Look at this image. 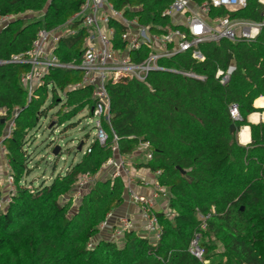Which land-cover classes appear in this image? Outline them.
Returning a JSON list of instances; mask_svg holds the SVG:
<instances>
[{
    "label": "trees",
    "instance_id": "1",
    "mask_svg": "<svg viewBox=\"0 0 264 264\" xmlns=\"http://www.w3.org/2000/svg\"><path fill=\"white\" fill-rule=\"evenodd\" d=\"M84 1L0 0V17L12 18L0 30V61L30 50L41 29L65 27ZM111 1L117 10L137 16L152 30L173 28L171 19L163 15L172 0ZM263 13L260 0H248L246 8L230 16L260 22ZM78 26L76 22L70 28ZM83 38L84 31L79 30L60 41L56 53L62 63L80 64ZM199 49L204 61L185 53L161 64L202 80L152 72L144 82L123 79L109 84L110 120L103 123L109 133L106 144L94 138L78 162L38 187L28 180L33 172L28 148L40 120L58 107L49 128L66 123L70 124L64 132L74 128L71 122L84 110L91 116L93 89L74 88L82 81L79 70L55 69L29 100L21 82L29 67L0 65V109L8 112L6 122L0 121V143L15 185L10 201L0 207V264H203L189 252L196 238L208 264H264V123L248 121L251 114L264 112L254 107L258 98H264V27L254 41L222 40L201 44ZM231 65L236 71L223 85L217 72ZM50 87L52 97L46 106ZM233 106L240 120L228 113ZM16 108L15 128L6 138L7 122ZM242 127L251 131L247 146L238 140ZM111 131L118 137L116 143ZM85 141L77 152H82ZM145 143L149 148L143 155L150 153L151 160L139 168L154 175L159 172L157 180L166 189L168 209L175 216L171 219L156 211L161 228L157 242L136 230L124 232L118 240L97 241L107 216L125 203L126 182L121 175L95 179L72 213L77 182L84 174L96 178L110 159L129 157ZM57 146L48 145L52 152ZM62 153L60 147L54 169ZM67 196L70 200L65 202ZM2 197L0 186V201ZM208 214L203 229L202 217ZM92 241L95 245L89 248Z\"/></svg>",
    "mask_w": 264,
    "mask_h": 264
},
{
    "label": "built area",
    "instance_id": "2",
    "mask_svg": "<svg viewBox=\"0 0 264 264\" xmlns=\"http://www.w3.org/2000/svg\"><path fill=\"white\" fill-rule=\"evenodd\" d=\"M264 5V2L260 0ZM248 0H172L163 15L171 19L172 29L152 30L149 26L141 23L137 16H127L123 11L115 8L111 0H85L80 11L73 15L65 27H59L49 31L41 29L30 50L24 54L13 56L8 61H0V65L20 64L29 67L21 77L28 98L34 97L36 90L45 85L47 75L55 69H71L82 72V81L74 86L76 89L91 87L95 106L91 111L92 122L96 130L95 138L104 145L109 139V133L103 123L110 120V98L107 87L120 80H136L144 82L152 72L181 73L187 77L202 80L203 77L192 73H182L172 68H167L161 63L171 60L180 54L190 53L192 58L204 61V55L199 47L204 43H218L222 40L230 42L254 41L262 27L260 22H253L239 18H232L230 13L238 12L247 7ZM134 12L135 8H130ZM219 10L228 12L226 15H217ZM11 17H0V30L6 27ZM79 22L78 29H71L74 23ZM79 30L84 31L83 56L80 64H64L61 62L56 51L63 38L75 36ZM121 31V32H120ZM120 32V33H119ZM236 71L231 65L226 71L219 70L217 78L221 84H227L232 74ZM19 109L16 108L13 117L7 122L6 138H9L15 128V118ZM234 120H240L237 106L229 110ZM8 112L0 109V121L6 122ZM115 143L118 140L113 132ZM140 148L146 150L149 144H141ZM5 148L0 143V151L5 160L4 175L0 173V186L3 197L0 207H5L15 192L14 177L10 173V167L5 159ZM117 152V146L113 147ZM145 162L151 160V154L144 155ZM120 160V159H119ZM115 160L110 159L104 168L114 166ZM116 170L111 174L114 178L119 176L123 168L122 160L116 165ZM150 184L152 193L150 196L132 194L131 201L139 206L142 226L137 229L127 217L115 219L112 227L113 239L118 240L124 232L136 230L142 236L157 242L161 237V228L156 216V201L160 197H167L166 189L160 186L157 176ZM95 178L89 174L81 175L74 190V197L81 200ZM169 218L175 213L168 208L162 210ZM113 213L107 216V220L101 225V231L109 226L113 220ZM211 217L208 214L202 217V228H206V220ZM92 241L88 247H94ZM189 252L203 262L204 251L199 245V239H194L189 247Z\"/></svg>",
    "mask_w": 264,
    "mask_h": 264
},
{
    "label": "rangeland",
    "instance_id": "3",
    "mask_svg": "<svg viewBox=\"0 0 264 264\" xmlns=\"http://www.w3.org/2000/svg\"><path fill=\"white\" fill-rule=\"evenodd\" d=\"M31 17L36 15H30ZM39 16V15H38ZM49 97L46 103V106L50 104V100L52 97L51 87L49 88ZM60 98L63 99V94L59 92ZM57 109H53L49 112L47 118L43 117L40 120L39 127L34 131L36 134V139L31 140L29 143V152L31 153V164L30 167L33 168V172L29 177V181H33V185L38 187L43 181L49 183L53 177H56L58 174H64L66 169L72 164V162H77L82 157L83 153L86 152L87 148L93 141L96 136V130L94 128V124L92 122V117L89 115L88 110H84L77 117L73 119L71 123H75L74 128H67L64 132L65 127H67L70 123H66L63 126H57L54 129L49 128V124L52 116L57 112ZM89 135V140L85 141L84 138ZM81 141H85V145L83 147L82 152H77L76 148L80 144ZM54 142L55 145H59L62 148V157L59 161H57L56 168L54 169V165L56 164V159L52 155V149L48 147V145ZM81 146H83L81 144ZM80 147V146H79ZM78 147V148H79ZM68 150H71L69 153ZM3 154L0 151V166L5 164V160L3 159ZM2 167V166H1ZM2 170V169H0ZM106 179L109 178L106 175H98L95 179ZM93 186H89L86 190V193L89 192L90 188ZM74 197V196H73ZM65 202L70 200V197H64ZM63 201V202H64ZM81 200H77L72 198L73 209L72 213L76 212L80 206ZM101 232V231H100ZM111 240L112 236L109 237ZM108 239V238H107ZM99 240V236L97 237V241ZM96 241V242H97ZM109 241V240H107Z\"/></svg>",
    "mask_w": 264,
    "mask_h": 264
},
{
    "label": "crops",
    "instance_id": "4",
    "mask_svg": "<svg viewBox=\"0 0 264 264\" xmlns=\"http://www.w3.org/2000/svg\"><path fill=\"white\" fill-rule=\"evenodd\" d=\"M264 2V0H261ZM254 107L257 109H263L264 108V98H258L254 102ZM91 112V111H90ZM248 121L252 124H259L264 123V112L263 113H253L248 117ZM247 129L248 131V142H243L241 139V132L242 130ZM239 143L242 146H247L251 142V131L249 127H242L239 135H238ZM120 159V160H119ZM80 160V159H79ZM122 160L123 168L120 169L119 174L123 177V179L126 182V193H125V203L122 207L117 209L113 215V220H111V223H109V226L102 230L99 233V240H111L109 237L112 236V227L114 225L115 219L118 217H127L130 219L132 224L135 226V228L139 229L142 226V221L140 217V211L139 206L134 204L131 201L132 194H138L143 196H150L152 193L150 184L154 182L155 175L152 174L148 169L146 168H139V166L143 163H145L143 150L139 147L133 155L131 156H124L119 157L117 156L115 158V165L114 166H108L106 168H103L100 176L106 175L107 177H110L111 174L116 170V165L120 164V161ZM78 162V161H77ZM76 163V162H75ZM0 173L4 175V164L1 165ZM155 209L157 211H162L168 208V202L165 197H160L156 201ZM108 238V239H107Z\"/></svg>",
    "mask_w": 264,
    "mask_h": 264
},
{
    "label": "bare ground",
    "instance_id": "5",
    "mask_svg": "<svg viewBox=\"0 0 264 264\" xmlns=\"http://www.w3.org/2000/svg\"><path fill=\"white\" fill-rule=\"evenodd\" d=\"M241 139L245 143L248 142V131H247V129L242 130Z\"/></svg>",
    "mask_w": 264,
    "mask_h": 264
},
{
    "label": "water",
    "instance_id": "6",
    "mask_svg": "<svg viewBox=\"0 0 264 264\" xmlns=\"http://www.w3.org/2000/svg\"><path fill=\"white\" fill-rule=\"evenodd\" d=\"M93 110H94V109H92L91 111L93 112ZM228 113H229V110H228ZM2 122H3V121H2ZM233 130H234V128H233ZM239 133H240V132H239ZM81 149H82V146H80V147L78 148V151H81ZM59 151H60V147L57 146V147L53 150L52 155H53V156H57L58 153H59Z\"/></svg>",
    "mask_w": 264,
    "mask_h": 264
}]
</instances>
